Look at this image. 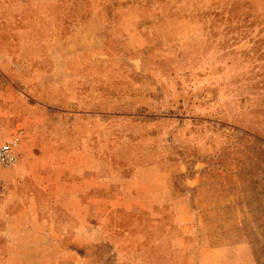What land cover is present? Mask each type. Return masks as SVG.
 I'll return each mask as SVG.
<instances>
[{
	"label": "rangeland",
	"instance_id": "374dc122",
	"mask_svg": "<svg viewBox=\"0 0 264 264\" xmlns=\"http://www.w3.org/2000/svg\"><path fill=\"white\" fill-rule=\"evenodd\" d=\"M19 130L0 264H264V0H0Z\"/></svg>",
	"mask_w": 264,
	"mask_h": 264
},
{
	"label": "built area",
	"instance_id": "2783aa9c",
	"mask_svg": "<svg viewBox=\"0 0 264 264\" xmlns=\"http://www.w3.org/2000/svg\"><path fill=\"white\" fill-rule=\"evenodd\" d=\"M22 136L24 131L19 130L8 138H0V166L11 168L18 163Z\"/></svg>",
	"mask_w": 264,
	"mask_h": 264
},
{
	"label": "crops",
	"instance_id": "0c3cea01",
	"mask_svg": "<svg viewBox=\"0 0 264 264\" xmlns=\"http://www.w3.org/2000/svg\"><path fill=\"white\" fill-rule=\"evenodd\" d=\"M97 175H96V177H98V173H96Z\"/></svg>",
	"mask_w": 264,
	"mask_h": 264
}]
</instances>
